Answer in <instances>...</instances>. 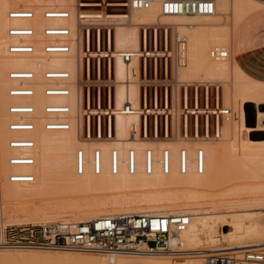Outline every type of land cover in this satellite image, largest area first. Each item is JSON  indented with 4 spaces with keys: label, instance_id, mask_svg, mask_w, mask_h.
Returning <instances> with one entry per match:
<instances>
[{
    "label": "bare ground",
    "instance_id": "obj_1",
    "mask_svg": "<svg viewBox=\"0 0 264 264\" xmlns=\"http://www.w3.org/2000/svg\"><path fill=\"white\" fill-rule=\"evenodd\" d=\"M163 1L153 0L148 9H136L131 11L132 15L125 13L117 16L131 18V23L115 25L117 50L112 56L116 57L115 72L119 79L115 80L116 107L109 113L116 117V133L105 140H84L81 133L84 114L80 76L82 49L78 42L71 41V51L64 54H46L42 49L43 41L36 45L33 54H12L8 49L15 40L8 33L12 25H32L41 38V30L48 24H65L74 31L77 18L72 3L64 5L72 8V15L66 20L45 19L42 15L43 0H36L38 6H33L36 7L33 20H11L8 12L14 3L0 0V189L5 208H15L23 213L20 217L6 216L7 222L17 225L56 220L88 221L121 214L189 215L187 229L170 239L172 248L180 252L109 256L67 249L8 248L2 245L4 229L0 236V264H205L204 257L211 251L234 249L239 250L241 255L246 249L264 250V140L260 138L264 135V127L258 124L264 118V81L245 73L233 51L237 26L252 12L255 4L252 0H223L224 3L232 1L233 11L223 14L224 19H220L219 0H214L216 9L211 15H164L161 9ZM228 16H231L230 19ZM228 19L230 22H225ZM159 23L173 25L176 35L184 38L188 45L187 63L176 71L178 83L221 80L220 83L224 84V103L230 108L225 107L224 111L239 112V125L246 130V140L238 135L239 125L233 119L225 122V136L216 141L149 140L140 137V83L136 79L124 78L134 76L138 71L141 24ZM215 47L228 50V57H212L211 50ZM122 51L134 53L131 61L126 62L122 58ZM19 69L33 71L34 80L11 79L10 72ZM49 69L69 71L70 78L65 82L70 88L69 96L45 95L44 88L49 81L44 74ZM112 81L109 80L110 85ZM23 84L33 86L34 96L10 95L11 87ZM148 84L145 82L146 86ZM112 96L113 91L111 103ZM51 102L68 103L71 110L68 115L69 129L45 128L48 115L44 108ZM14 103L34 105L35 115L26 117L35 123L33 131L10 129V123L20 119L19 115L10 112ZM125 103L131 104L133 110L122 112ZM251 107L254 108L255 126L250 124ZM255 131L262 132L252 135ZM20 137L32 138L35 147L12 148L10 140ZM96 148L102 152L103 169L99 174L92 165ZM80 149L84 150L86 157L83 158L86 166H83L82 173L78 169ZM130 149L135 150L134 172L128 166ZM149 149L152 151L150 171L147 164ZM182 149H186L189 155L185 173L180 166ZM200 149L203 151L202 170L199 165ZM113 150L118 152L116 171L112 166ZM166 150L168 172L164 167ZM20 154L33 155L34 164H11V158ZM16 173H31L34 181H12L11 176ZM7 222L3 221L2 226H6ZM225 227L229 229L223 230Z\"/></svg>",
    "mask_w": 264,
    "mask_h": 264
},
{
    "label": "built area",
    "instance_id": "obj_2",
    "mask_svg": "<svg viewBox=\"0 0 264 264\" xmlns=\"http://www.w3.org/2000/svg\"><path fill=\"white\" fill-rule=\"evenodd\" d=\"M14 3V7L8 12L11 20H33L35 18L36 0H10ZM44 8L42 15L47 20H66L71 17L72 8L77 18L76 29L73 31L65 24H48L41 30L43 38H41L36 29L32 25L20 24L12 25L8 29L9 36L15 40L9 44V52L12 54H33L36 51V45L43 41L42 49L46 54H64L71 51V41H76L83 53L84 58L87 52H91L92 28L93 26H107V47L106 54H113V32L114 26L109 20L120 19L113 16L120 13H108L102 10L90 9L91 7H99L103 4L116 6L123 5L128 8L129 12L136 9H148L153 0H43ZM72 3V8L65 7V4ZM42 6V5H40ZM162 13L164 15H211L214 14L216 6L214 0H164L162 2ZM130 14V13H128ZM122 19V18H121ZM126 19V18H123ZM163 30L162 49H159V30ZM141 47L139 52L140 64L142 62L143 87L141 93V113L139 135L142 138H150L149 136V120L148 115L158 111L157 90L154 93V106L148 107L147 86L145 82H149L147 77L148 59H154V75L157 78L159 56L164 59L165 67L168 69L170 58L175 61L177 66H185L187 63L186 47L187 42L184 38L176 35L173 37L172 44L169 40V32L172 25L165 23L159 24H141ZM149 29L152 32V44L149 49ZM75 33V36H74ZM98 48L101 45V27L97 28ZM152 47V48H151ZM174 51V53H173ZM122 58L129 62L134 57L131 51H122ZM228 50L222 47H215L211 50L212 57L216 59H224L228 57ZM104 55V54H101ZM89 59V58H88ZM87 73L90 75V59L88 62ZM167 73V70H166ZM100 74V72H99ZM83 75V74H82ZM44 77L48 82L44 88V93L48 97H65L69 96L70 88L65 83L70 78L69 71L64 69H49L45 71ZM83 77V76H82ZM10 78L20 81L34 80L33 71L27 69L13 70L10 72ZM114 79L111 72V56H109L108 81ZM10 95L13 97H32L34 96V88L31 85H18L10 88ZM219 107V105H217ZM131 108V109H130ZM45 113L48 119L45 122L47 130H67L70 128L68 115L70 114V106L64 102H51L45 105ZM166 109L168 110V102L166 99ZM122 112L127 113L132 109V105L125 103ZM113 112L111 103V92L109 97V107L107 113ZM188 112L192 110L187 109ZM219 111L228 116L230 114L223 109ZM10 112L19 115L20 119L10 123L12 131H33L35 123L27 116L35 115V107L32 103H14L10 106ZM194 112V111H192ZM111 113L107 124L106 137H112L114 134V125L111 120ZM153 135L159 136L158 115H155L153 121ZM137 132V131H134ZM166 137H168V116L165 125ZM196 138H198V128L196 127ZM222 134L219 124H217L212 139H218ZM87 139H92L90 119L88 121L87 133L83 135ZM185 137H188V125H185ZM205 137L210 138L208 124L206 125ZM103 137L101 121L98 123V131L96 139ZM12 148L33 149L35 141L30 137L13 138L10 140ZM202 153L199 151L200 169L202 165ZM85 157L84 150L78 152V169L79 173L83 172V162ZM86 159V157H85ZM102 152L96 148L93 152V168L97 174L101 173L103 165L101 163ZM35 158L31 154L15 155L11 158V164L32 165ZM118 152L112 151V166L114 171L117 169ZM152 151H147V164L149 171L151 170ZM128 166L131 172L135 170V150L130 149L128 152ZM180 166L182 172L185 173L189 166V155L186 149L180 151ZM164 167L166 172L169 171L168 151L164 154ZM11 180L15 182H32L34 175L31 173H16L11 176ZM190 216L186 214L171 215H118V216H100L88 221H66L56 220L43 224H24L7 226L4 231L3 246L8 248H48V249H67L74 251L104 253L109 256L115 255H170L180 252L172 248L170 244L171 237L185 231L189 225ZM239 250H217L211 251L205 256V264H264L263 249H246L239 255Z\"/></svg>",
    "mask_w": 264,
    "mask_h": 264
},
{
    "label": "rangeland",
    "instance_id": "obj_3",
    "mask_svg": "<svg viewBox=\"0 0 264 264\" xmlns=\"http://www.w3.org/2000/svg\"><path fill=\"white\" fill-rule=\"evenodd\" d=\"M117 1H123V0H117ZM219 3L221 4L220 6H219ZM90 9L102 10L108 13H120V15H123V14L125 15V13H130V15H132L131 12H129L128 8L123 5L111 6V5L103 4L99 7H91ZM231 11H233L232 1H228L225 3L223 2V0L218 1V13L220 14V19H224L225 16L223 14H226L227 12H231ZM120 15L114 14L113 16H107V17L120 18V19H110L109 21L112 23H108L114 26V32L112 36L113 45H112V50H111L113 53L116 52L117 50L116 49L115 25L117 23H124V24L131 23V20H130L131 18L121 19L122 17H117ZM245 18L241 20L240 25L241 24L245 25L246 23ZM229 19L226 20L225 22H230ZM98 27H101L100 49L98 48V41H97V28ZM261 30L262 31L259 33V36L264 39V25ZM170 31L171 32H169V40L171 41V44H172V33H173V37H175L176 35V30L173 25ZM152 32H153V29H149V49L151 46L150 44H152V37H153ZM162 33H163V30L162 28H160L159 30V43H160L159 49L160 50L163 48L162 47V42H163ZM107 51H108L107 26H104V25L93 26L91 52H87V55L84 58V65H83V53H82V50H80V58H81L80 76H83L81 79V86L83 89L82 113H84L81 133H82V138L84 140H86V138L83 135H86L87 133V126H88L89 119H90L91 135H92V139H89V140H97L96 136H97L99 121H101V125H102V133L104 137L103 140L107 139L105 137L107 135L106 131H107L109 113H107L106 110L109 107V97H110V92L112 94V91H113L112 106H113V109H115L116 107L115 80L119 79L117 78V75L115 72L116 57L112 56V54H106ZM101 54H104V55H101ZM255 54L256 53L252 55H255ZM109 56H111L112 58L111 68L113 65L112 77L114 79L112 81V85H110L108 81ZM88 58L90 59V75H88L87 73L88 64H89ZM153 61L154 59L152 57L148 59V70H147V77L149 79V84L147 86L148 107L152 108L154 106V93L157 90L158 91V95H157L158 96V111L160 112H156L154 114L150 113L148 115L150 138H147V139L149 140H154V139H159V140L182 139L183 140L185 139L187 141H192V140L195 141L197 139L198 140L201 139L203 141L204 140L216 141L225 136V122L226 121L233 119V121H236L238 125L240 124V121H239L240 117H239L238 111L233 110L231 111L232 113L228 114V116L223 115L219 111V109H223L225 107L229 108L224 103V99H223L224 84L223 82L220 83L221 80L211 79V80H207L208 81L207 83L200 82L196 84L194 82L178 83V80L176 78V71L179 66H177L175 61L173 62L172 58H170L168 69H166L164 59L161 56H159V60H158V74L156 78L154 75V62ZM166 70H167V73H166ZM143 77H144L143 66L141 62V64L139 63L138 71L136 72V74H134V76L131 75L130 77H126L124 79H136L140 83V87H141L143 86L141 85V82H142L141 78L143 79ZM142 90H143V87H141V93H142ZM167 97H168V107H169L168 110L166 109ZM217 105H219V107ZM187 109H190L194 112L192 111L188 112ZM169 110H170V113H169ZM250 114H251L250 124L252 126H255L254 116H253L254 114L253 107L250 108ZM155 115H158V123H159V132H158L159 136L157 138L151 137L153 135L152 129H153V121H154ZM167 116H168V130H169L168 137H166V132H165ZM112 117H113L112 124L114 125V133H116L117 120L114 114L112 115ZM186 122L188 125V137H185ZM207 124L209 128L210 138L205 137ZM217 124H219L221 128L222 134L220 135L219 139H212V135L214 134ZM258 124L264 127V118L258 121ZM139 127L140 125L138 126V130H139ZM196 127L198 128V138H196V135H197ZM239 129H242V131ZM239 129H238V132H239L238 135H240V138L242 140L244 139L246 140L248 138L246 130H244L242 126L240 128V125H239ZM256 132H262V131H255L251 134L253 135ZM262 133H264V131ZM260 138L264 140V135ZM142 139H145V138H142ZM1 198L2 197H1V189H0V236H2V232L5 229V227L17 225V224L7 222V217L9 216L20 217L23 214L21 211H18L15 208L13 209L9 207V209H6L7 207L5 208L3 199ZM3 205L4 207H2ZM2 220L7 222V224H5L6 226L4 227L2 226L3 225ZM228 229L229 227H225L223 230L226 231ZM42 251H47V250H42ZM3 252H7V251L4 250ZM85 255L93 256V254H85ZM21 264H25V263H21Z\"/></svg>",
    "mask_w": 264,
    "mask_h": 264
},
{
    "label": "crops",
    "instance_id": "obj_4",
    "mask_svg": "<svg viewBox=\"0 0 264 264\" xmlns=\"http://www.w3.org/2000/svg\"><path fill=\"white\" fill-rule=\"evenodd\" d=\"M254 9L246 16V23L238 25L233 37V51L242 70L264 81V39L259 36L264 25V0H252ZM256 53L255 55H252Z\"/></svg>",
    "mask_w": 264,
    "mask_h": 264
},
{
    "label": "water",
    "instance_id": "obj_5",
    "mask_svg": "<svg viewBox=\"0 0 264 264\" xmlns=\"http://www.w3.org/2000/svg\"><path fill=\"white\" fill-rule=\"evenodd\" d=\"M255 122V121H254ZM255 124V123H254Z\"/></svg>",
    "mask_w": 264,
    "mask_h": 264
}]
</instances>
